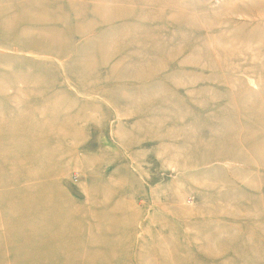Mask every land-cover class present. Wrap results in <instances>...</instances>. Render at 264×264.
<instances>
[{"label": "rangeland", "instance_id": "rangeland-1", "mask_svg": "<svg viewBox=\"0 0 264 264\" xmlns=\"http://www.w3.org/2000/svg\"><path fill=\"white\" fill-rule=\"evenodd\" d=\"M0 264H264V0H0Z\"/></svg>", "mask_w": 264, "mask_h": 264}]
</instances>
